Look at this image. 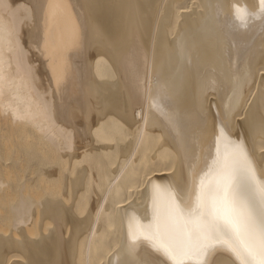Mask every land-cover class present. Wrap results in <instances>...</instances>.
Returning a JSON list of instances; mask_svg holds the SVG:
<instances>
[{"label": "bare ground", "instance_id": "bare-ground-1", "mask_svg": "<svg viewBox=\"0 0 264 264\" xmlns=\"http://www.w3.org/2000/svg\"><path fill=\"white\" fill-rule=\"evenodd\" d=\"M233 5L259 0H0V264H171L155 190L238 142L264 178V20Z\"/></svg>", "mask_w": 264, "mask_h": 264}, {"label": "snow or ice", "instance_id": "snow-or-ice-1", "mask_svg": "<svg viewBox=\"0 0 264 264\" xmlns=\"http://www.w3.org/2000/svg\"><path fill=\"white\" fill-rule=\"evenodd\" d=\"M233 12L244 23L254 15L264 20V0L256 13L241 5H233ZM155 192L154 231L141 227L140 232L171 264H206L218 245L238 264H264V178L258 177L243 142L234 143L211 179L193 182L187 201L178 195L162 200ZM130 237L136 239L131 225Z\"/></svg>", "mask_w": 264, "mask_h": 264}]
</instances>
